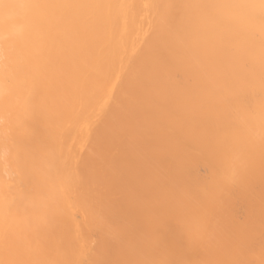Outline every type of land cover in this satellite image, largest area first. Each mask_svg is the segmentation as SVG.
I'll return each instance as SVG.
<instances>
[{
	"label": "bare ground",
	"instance_id": "6f19581e",
	"mask_svg": "<svg viewBox=\"0 0 264 264\" xmlns=\"http://www.w3.org/2000/svg\"><path fill=\"white\" fill-rule=\"evenodd\" d=\"M0 264H264V0H0Z\"/></svg>",
	"mask_w": 264,
	"mask_h": 264
},
{
	"label": "snow or ice",
	"instance_id": "6c2138e0",
	"mask_svg": "<svg viewBox=\"0 0 264 264\" xmlns=\"http://www.w3.org/2000/svg\"><path fill=\"white\" fill-rule=\"evenodd\" d=\"M22 7L26 6V5H21Z\"/></svg>",
	"mask_w": 264,
	"mask_h": 264
},
{
	"label": "rangeland",
	"instance_id": "374dc122",
	"mask_svg": "<svg viewBox=\"0 0 264 264\" xmlns=\"http://www.w3.org/2000/svg\"><path fill=\"white\" fill-rule=\"evenodd\" d=\"M203 171V170H202Z\"/></svg>",
	"mask_w": 264,
	"mask_h": 264
}]
</instances>
